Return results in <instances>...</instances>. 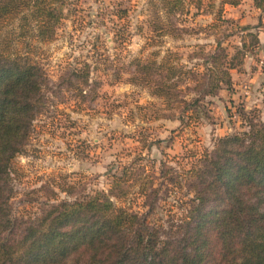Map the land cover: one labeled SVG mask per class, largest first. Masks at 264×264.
Here are the masks:
<instances>
[{
    "label": "rangeland",
    "instance_id": "obj_1",
    "mask_svg": "<svg viewBox=\"0 0 264 264\" xmlns=\"http://www.w3.org/2000/svg\"><path fill=\"white\" fill-rule=\"evenodd\" d=\"M66 2L53 38L39 46L40 59L53 81L67 67L87 63L89 85L83 102L59 104L35 121L25 154L14 160L12 214L27 219L56 199L108 193L117 179L119 196L111 198L117 206L163 231H175L192 194L168 179H180L183 169L212 151L216 139L245 131L248 123H264V13L252 9L249 0L237 10L224 5L220 14L226 20L221 22L218 0L214 7L205 2L199 10L191 7L174 16L162 13L158 0ZM158 15L175 27V38L163 34L168 28H159ZM246 26L259 35V43L230 70L231 88L222 85L214 95L199 97L197 119L189 124L179 120L186 112L180 114L148 87L126 80L134 59L150 57L159 65L167 50L178 53L174 63L183 72L195 66L201 72L217 42L229 55L241 46ZM189 93L185 98L195 96ZM143 183L146 192L140 194Z\"/></svg>",
    "mask_w": 264,
    "mask_h": 264
},
{
    "label": "trees",
    "instance_id": "obj_2",
    "mask_svg": "<svg viewBox=\"0 0 264 264\" xmlns=\"http://www.w3.org/2000/svg\"><path fill=\"white\" fill-rule=\"evenodd\" d=\"M66 1L0 0V264L73 260L74 264H264L262 122L248 123L247 130L216 139L212 151L203 152L183 169L180 179H168L174 188L186 187L192 194L191 207L183 212L175 231L173 227L163 231L117 206L111 199L119 196L117 179L108 193L54 198L57 202L47 203L34 217L13 216L14 160L25 154L35 121L59 104L83 102L89 85L87 63L67 67L53 81L40 59L39 46L53 38ZM205 2L214 7L215 0H158L167 16L188 13L191 7L199 10ZM241 2L218 0L216 19L223 20L224 5ZM254 6L264 13V0H254ZM157 18L160 29L168 28L163 34L175 38V27ZM250 28L245 27L248 33L230 55L217 42L201 72L196 66L183 72L174 63L178 53L167 50L159 65L150 57L134 59V70L126 80L148 87L152 96L179 108L180 114L186 112L179 120L189 124L197 119L201 95H214L222 85L231 88L230 70L240 66L259 43V35ZM189 92L195 96L185 98ZM145 192L146 185L140 184L138 193Z\"/></svg>",
    "mask_w": 264,
    "mask_h": 264
},
{
    "label": "crops",
    "instance_id": "obj_3",
    "mask_svg": "<svg viewBox=\"0 0 264 264\" xmlns=\"http://www.w3.org/2000/svg\"><path fill=\"white\" fill-rule=\"evenodd\" d=\"M243 1H244V0H242V2H243ZM242 2H241V3H240L238 6H229V5H228V7H227V8H228L229 10H230V9L237 10V8H242V7H244V6H245V5H243V4H242ZM249 3H251V4H252V7H251L252 9H256V8L254 7L253 0H249ZM228 16H229V17H231V16H232V17H235V18H236V15H235V14H232V15H231V14H229Z\"/></svg>",
    "mask_w": 264,
    "mask_h": 264
}]
</instances>
